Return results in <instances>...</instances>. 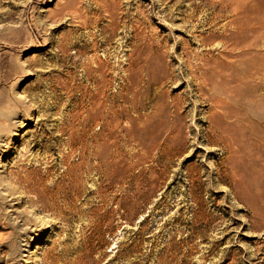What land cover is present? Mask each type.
Instances as JSON below:
<instances>
[{
    "label": "rangeland",
    "instance_id": "374dc122",
    "mask_svg": "<svg viewBox=\"0 0 264 264\" xmlns=\"http://www.w3.org/2000/svg\"><path fill=\"white\" fill-rule=\"evenodd\" d=\"M230 1L0 0V264H264V0Z\"/></svg>",
    "mask_w": 264,
    "mask_h": 264
},
{
    "label": "bare ground",
    "instance_id": "6f19581e",
    "mask_svg": "<svg viewBox=\"0 0 264 264\" xmlns=\"http://www.w3.org/2000/svg\"><path fill=\"white\" fill-rule=\"evenodd\" d=\"M223 2H227V4H228V2H232V1H230V0H223ZM238 2V1H237ZM241 1H239L238 2V4H241L240 3ZM233 3H234V0H233ZM237 5V4H236ZM234 19V18H233ZM239 21V20H238ZM238 21H237V23H238ZM233 23H234V21H233ZM232 23V21H231V23L229 22V24H233ZM240 26H238L242 31H243V33H241V34H238L239 32H236V33H234V32H232V33H230L227 37H228V41H230L231 43H230V45L229 46H231V50L232 51H234V52H232V54L230 55L229 54V56H230V58H226V55H225V58L226 59H231V56H239L238 58H240L239 59V61L241 62V63H244V59H246V58H248V56L247 55H249V54H251V52H249V48H251V47H247V46H251L250 44H248V43H251L250 42V37L251 36H249L248 34V28H247V24L249 23V19H244V20H241L240 22ZM232 26V25H231ZM236 28H237V26H236ZM224 29V28H223ZM226 30V29H225ZM223 32V31H222ZM221 32V33H222ZM220 33V34H221ZM262 34H261V32L259 31V29L257 30V32H256V34L253 36V39L255 40V41H257V40H259V38H262V36H261ZM221 36V35H220ZM223 36V35H222ZM222 39H223V37H222ZM253 40V41H254ZM225 41H226V39H225ZM226 43V42H225ZM229 43V42H228ZM228 43H226V44H228ZM253 43V42H252ZM222 44V43H221ZM254 44V43H253ZM258 46V45H257ZM225 49V48H224ZM225 51H227V50H225ZM225 51H223L224 53H225ZM228 51H230V49L228 50ZM227 51V52H228ZM237 51V52H236ZM256 51V50H255ZM226 52V53H227ZM253 52V51H252ZM223 53V54H224ZM229 53V52H228ZM261 53L262 52H259V54H260V56H261ZM253 54V53H252ZM251 54V55H252ZM254 55V54H253ZM264 55V54H263ZM211 56H213V55H211ZM220 56V55H219ZM223 56V55H222ZM228 56V55H227ZM260 56L258 57L259 58V60H258V62L255 64L256 66H261L262 64H263V62H262V60H260ZM216 57H218V55L216 56ZM246 57V58H245ZM262 57V56H261ZM212 58V57H211ZM222 57H220V59H221ZM264 58V57H263ZM162 59H163V57H162ZM205 59H207V57L205 58ZM215 59V58H214ZM255 59V58H254ZM204 60V59H203ZM209 60V59H208ZM216 60V59H215ZM217 60H219V59H217ZM216 60V61H217ZM222 60V59H221ZM163 61V60H162ZM205 61V60H204ZM203 61V62H204ZM210 61V60H209ZM222 61H224V60H222ZM222 61H220L219 60V62L217 63V65H218V67H219V69L220 68H222V67H225V70L224 71H226V69H228V68H230V63L232 62H222ZM257 61V60H256ZM213 62H215V61H213ZM252 62V61H251ZM235 63V62H234ZM253 63H254V61H253ZM164 64V63H163ZM252 64V63H251ZM244 65V64H243ZM254 65V66H255ZM193 66V65H192ZM233 66H235V65H233L232 64V67ZM240 66V65H239ZM248 66V65H247ZM252 66H253V64H252ZM200 67V66H199ZM243 67V66H242ZM157 68H158V66H157ZM166 68H167V66H166ZM213 68V67H212ZM234 68V67H233ZM262 68V67H261ZM163 69V68H162ZM198 69V68H197ZM222 69H224V68H222ZM252 69H254V67H252ZM251 69V70H252ZM153 70H155V69H153ZM167 70V69H166ZM195 70V69H194ZM205 70V69H204ZM215 70H216V68H215ZM233 70V69H232ZM163 71V70H162ZM192 71V70H191ZM199 71V70H198ZM197 71V72H198ZM213 71V70H212ZM222 70H220V72H221ZM231 71V70H230ZM243 71H245V70H242V72ZM250 70H248V72H249ZM228 72H229V70H228ZM227 72V73H228ZM232 72V71H231ZM236 72H238V71H235V73ZM165 73V72H164ZM163 73V74H164ZM214 73V72H213ZM217 74H218V72H217ZM226 74V73H225ZM232 74V73H231ZM197 75V74H196ZM237 75H239V74H237ZM212 76V75H211ZM210 76V77H211ZM226 76V75H225ZM227 76H228V74H227ZM231 76V75H230ZM232 76H233V74H232ZM240 76V75H239ZM262 76V75H261ZM192 77H193V75H192ZM217 77V76H216ZM235 77H236V75H235ZM191 78V77H190ZM200 78H202V77H200ZM203 78H204V76H203ZM243 78H245V77H243ZM218 79V78H217ZM236 79V78H235ZM239 79V78H238ZM237 79V80H238ZM197 80V79H196ZM219 80V79H218ZM226 80V79H225ZM228 80H234V78L232 77L231 79H227V82H228ZM245 80V79H244ZM215 81H217V80H215ZM229 81V82H230ZM241 81V80H240ZM202 82H204L203 80L201 81V83ZM212 82V81H211ZM220 82V81H219ZM222 82H223V80H222ZM222 82H220V83H222ZM233 82V81H232ZM232 82H231V84H232ZM243 82V81H242ZM246 82V81H245ZM224 83V82H223ZM222 83V84H223ZM208 84V83H207ZM215 84V83H214ZM227 84H229V83H227ZM219 85V84H218ZM224 85V84H223ZM240 85V84H239ZM242 85H243V83H242ZM212 86V85H211ZM228 86V85H227ZM214 87H216V86H214ZM223 87V86H222ZM198 88V87H197ZM226 88V87H225ZM235 88V87H234ZM199 89H201V88H199ZM227 89V88H226ZM233 88H231V90H232ZM211 90H212V88H211ZM223 90V89H222ZM228 90H230L229 88H228ZM228 90H226L227 91V94H228ZM203 91V90H202ZM223 91H225V89L223 90ZM222 91V92H223ZM215 92H217V91H215ZM230 93H231V91H229ZM232 95V94H231ZM218 97V96H217ZM220 97V96H219ZM213 98H214V96H213ZM225 98V97H224ZM227 99V98H226ZM220 101V100H219ZM222 101V100H221ZM224 102V101H223ZM228 102V101H227ZM215 105V104H214ZM213 105V106H214ZM220 105V104H219ZM223 106V105H222ZM224 106H226V104L224 105ZM223 106V107H224ZM214 108V107H213ZM223 109H225V108H223ZM226 109H227V107H226ZM214 110H215V108H214ZM179 111V110H178ZM221 112V111H220ZM217 113V112H216ZM216 113H214V114H216ZM212 114V113H211ZM220 114V113H219ZM221 115V114H220ZM219 115V116H220ZM233 115V114H232ZM218 115H217V117H219ZM229 116V115H228ZM236 116V115H235ZM213 117H215V116H213ZM231 117V116H230ZM230 117H229V119H230ZM246 117V116H245ZM225 118H227V116H225ZM232 118V117H231ZM244 118V117H243ZM213 119V118H212ZM220 119V118H219ZM235 119H236V117H235ZM239 119V118H238ZM236 121V120H235ZM211 122H212V120H211ZM217 122H218V120H217ZM213 123V122H212ZM218 124V123H217ZM220 124V123H219ZM221 124H224V123H221ZM222 126V125H221ZM9 128H10V126H8ZM223 128H225L224 127V125L222 126ZM9 128H7L6 129V131L8 132V130H9ZM31 165V164H30ZM31 180V179H30ZM24 181H29V179L28 178H24ZM32 182V181H31ZM26 186H29V183H28V185H26ZM25 186V187H26Z\"/></svg>",
    "mask_w": 264,
    "mask_h": 264
}]
</instances>
